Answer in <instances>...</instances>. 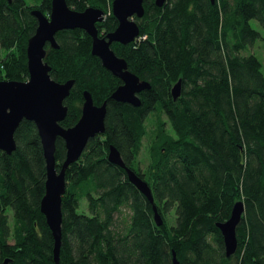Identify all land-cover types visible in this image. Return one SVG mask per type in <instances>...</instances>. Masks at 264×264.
I'll use <instances>...</instances> for the list:
<instances>
[{"label":"trees","instance_id":"trees-1","mask_svg":"<svg viewBox=\"0 0 264 264\" xmlns=\"http://www.w3.org/2000/svg\"><path fill=\"white\" fill-rule=\"evenodd\" d=\"M67 2L77 10L89 2L107 12L113 0ZM51 5L0 0V49L6 52L0 54V79L29 78L27 44L38 25L31 11L46 14ZM144 5L137 39L113 46L129 70L151 84L139 94L140 106L111 98L122 81L92 54L85 30L59 31L60 48L47 46L51 77L75 79L64 127L79 120L85 90L98 105L108 101L106 132L91 138L66 172L59 264H173V250L180 264H264V72L256 54L244 53L264 40V0ZM117 24L111 14L98 27L113 30ZM179 79L182 93L175 100L172 87ZM150 115L156 135L142 169L138 158ZM15 138V151H0V264H56L52 231L40 209L46 162L36 124L23 120ZM112 144L149 183L163 225L127 171L108 159ZM55 155L60 169L66 155L61 137ZM238 201L245 211L237 250L228 257L217 223L229 219ZM126 207L129 217L122 213ZM171 211L175 220L169 224Z\"/></svg>","mask_w":264,"mask_h":264},{"label":"water","instance_id":"water-1","mask_svg":"<svg viewBox=\"0 0 264 264\" xmlns=\"http://www.w3.org/2000/svg\"><path fill=\"white\" fill-rule=\"evenodd\" d=\"M144 1L113 0L112 11L118 25L107 34L108 39L99 36L97 27V22L104 20L103 9L87 7L84 11H78L67 0H52L49 16L40 9H33L31 12L37 18L38 25L27 45L29 78L24 81L0 79V151L11 154L17 149L15 132L23 120L33 121L41 138L46 162V181L40 209L52 231L56 264L60 263L63 242L62 196L66 192V172L81 157L90 139L106 132L108 101L98 105L94 102L92 93L85 90L79 120L71 127H64L61 122L67 117L69 110L65 99L70 95L75 79L59 82L51 77V66L45 59L46 45L50 44L51 48L59 49L60 44L56 37L59 31L77 28L85 30L92 37V54L99 57L103 66L122 81L111 94V98L140 106L142 101L139 94L150 89L151 84L129 70L127 60L118 56L111 45L113 42L126 45L140 35V25L136 18L145 15ZM211 1L215 3L216 0ZM165 2L166 0H155L158 7L164 6ZM181 93L182 80L179 79L172 87L173 98L176 100ZM58 137L65 141L66 146L65 159L60 169H57L55 155ZM108 159L127 171L130 182L152 203L156 224L163 225L164 219L155 204L149 183L126 164L120 150L113 144L110 146ZM244 211V202L238 201L234 204L229 219L217 223L228 257L237 250V227ZM173 264H180L175 250Z\"/></svg>","mask_w":264,"mask_h":264},{"label":"rangeland","instance_id":"rangeland-1","mask_svg":"<svg viewBox=\"0 0 264 264\" xmlns=\"http://www.w3.org/2000/svg\"><path fill=\"white\" fill-rule=\"evenodd\" d=\"M43 0H26V2L28 3V5H33V4H40ZM87 6H91L89 4V2L86 3ZM107 12H112V4H109L108 5V10ZM47 15L50 14L49 13H46ZM107 15V20H108V17L110 16L109 14H106ZM106 20V21H107ZM105 21V22H106ZM253 26H256L258 28H260L258 22L256 20H252L251 21ZM28 45V44H27ZM247 52H252L254 54H256L259 59L263 62V72H264V40L262 39H259L257 40V42L249 47L247 49L246 52L244 53H247ZM3 53H6L4 50L0 49V54H3ZM154 123H155V117L153 115H150L147 119V126H148V132L145 136V138L143 139V147H142V150H141V153L139 155V158H138V165L141 166L142 169L146 168L149 161H150V146L152 144V141L154 140V137L156 135V125L154 126ZM83 207L82 209H85L86 208V200H83ZM88 213V212H87ZM123 213V216L125 217H129V209L126 207L123 209L122 211ZM7 214H8V217H9V224H10V227L12 228L13 226V213H12V209H8L7 211ZM163 216V215H162ZM119 213H117L115 215V218L118 220L117 223H119L120 225H122V219L121 217H119ZM175 215H174V212L171 211L167 214V221L169 222V224H172L174 223V220H175ZM9 242H13L12 239L9 240Z\"/></svg>","mask_w":264,"mask_h":264},{"label":"flooded vegetation","instance_id":"flooded-vegetation-1","mask_svg":"<svg viewBox=\"0 0 264 264\" xmlns=\"http://www.w3.org/2000/svg\"><path fill=\"white\" fill-rule=\"evenodd\" d=\"M71 6V5H70ZM73 9H75V7L74 6H71ZM87 7H94V6H87ZM86 7V8H87ZM85 8V9H86ZM95 8H99V7H95ZM85 9H83V10H78V11H84ZM101 9V8H100ZM75 10H77V9H75ZM50 13H51V11H50ZM106 14H109V15H113L114 16V14H113V11L112 12H105V17H104V20L103 21H99V22H97V27H98V24L99 23H103V25H104V23H105V21L107 20V15ZM47 15V14H46ZM49 16V15H48ZM38 22V21H37ZM139 24V23H138ZM118 25V24H117ZM116 29V28H115ZM115 29H113V30H115ZM98 30H99V27H98ZM113 30H108L107 29V27H104L102 30H99V36L100 37H103V38H106V39H108V37H107V34L109 33V32H111V31H113ZM137 39V38H136ZM115 43H119V44H122V43H120V42H113L112 43V48H113V46L115 45ZM124 45V44H123ZM47 46H50V44H47L46 45V49L48 50V47ZM51 47V46H50ZM114 49V48H113ZM117 54V53H116ZM118 55V54H117ZM118 56H120V55H118ZM120 57H123V56H120ZM124 58V57H123ZM122 84V83H121Z\"/></svg>","mask_w":264,"mask_h":264},{"label":"built area","instance_id":"built-area-1","mask_svg":"<svg viewBox=\"0 0 264 264\" xmlns=\"http://www.w3.org/2000/svg\"><path fill=\"white\" fill-rule=\"evenodd\" d=\"M143 37H146V36H143Z\"/></svg>","mask_w":264,"mask_h":264}]
</instances>
